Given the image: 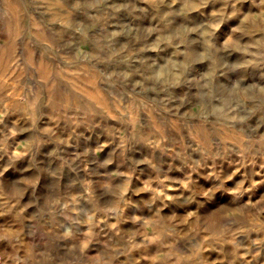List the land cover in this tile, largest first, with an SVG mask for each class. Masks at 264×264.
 Here are the masks:
<instances>
[{"label":"rangeland","instance_id":"rangeland-1","mask_svg":"<svg viewBox=\"0 0 264 264\" xmlns=\"http://www.w3.org/2000/svg\"><path fill=\"white\" fill-rule=\"evenodd\" d=\"M0 264H264V0H0Z\"/></svg>","mask_w":264,"mask_h":264},{"label":"bare ground","instance_id":"bare-ground-1","mask_svg":"<svg viewBox=\"0 0 264 264\" xmlns=\"http://www.w3.org/2000/svg\"><path fill=\"white\" fill-rule=\"evenodd\" d=\"M6 10H7L11 15H14V13L11 11V8H6Z\"/></svg>","mask_w":264,"mask_h":264}]
</instances>
